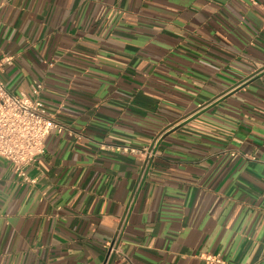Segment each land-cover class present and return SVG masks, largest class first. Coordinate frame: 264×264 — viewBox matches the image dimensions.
<instances>
[{"label":"crops","instance_id":"crops-1","mask_svg":"<svg viewBox=\"0 0 264 264\" xmlns=\"http://www.w3.org/2000/svg\"><path fill=\"white\" fill-rule=\"evenodd\" d=\"M5 59L65 130L0 158V264H264V0H0Z\"/></svg>","mask_w":264,"mask_h":264},{"label":"built area","instance_id":"built-area-1","mask_svg":"<svg viewBox=\"0 0 264 264\" xmlns=\"http://www.w3.org/2000/svg\"><path fill=\"white\" fill-rule=\"evenodd\" d=\"M8 59L0 62V71ZM41 85L34 87L33 95L9 91L0 77V158L10 162L27 182L26 170L45 153L46 141L54 134L64 132V126L50 115L40 98ZM130 155L150 154L148 148L119 147ZM208 262H218V257H206Z\"/></svg>","mask_w":264,"mask_h":264}]
</instances>
